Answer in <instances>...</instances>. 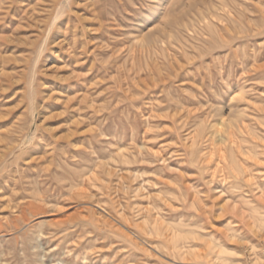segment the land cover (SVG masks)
Listing matches in <instances>:
<instances>
[{
    "label": "rangeland",
    "instance_id": "1",
    "mask_svg": "<svg viewBox=\"0 0 264 264\" xmlns=\"http://www.w3.org/2000/svg\"><path fill=\"white\" fill-rule=\"evenodd\" d=\"M52 4L0 0V264H264V0Z\"/></svg>",
    "mask_w": 264,
    "mask_h": 264
},
{
    "label": "bare ground",
    "instance_id": "2",
    "mask_svg": "<svg viewBox=\"0 0 264 264\" xmlns=\"http://www.w3.org/2000/svg\"><path fill=\"white\" fill-rule=\"evenodd\" d=\"M31 1V0H30ZM46 1V0H45ZM51 1H53V7H55V6H57L58 4H59V1L60 0H51ZM235 1V0H234ZM42 3H44V1L42 2ZM39 4V3H38ZM39 5H41V4H39ZM44 6V5H43ZM50 6V5H49ZM213 7V6H212ZM219 7V6H218ZM52 8V7H51ZM212 10V9H211ZM213 10H215V6H214V8H213ZM206 12H208V11H206ZM216 12V11H215ZM215 12H214V14H215ZM202 14V13H201ZM208 14V13H207ZM163 17V16H162ZM217 18V17H216ZM199 19V18H198ZM204 19H206L204 16H203V14H202V16L200 17V20H204ZM210 19V18H209ZM196 20V19H195ZM200 22V21H199ZM158 23V22H157ZM187 23V22H186ZM196 24H198V23H196ZM201 24V23H200ZM191 25H194L193 27H195V24L194 23H191ZM199 25V24H198ZM189 27V24L188 25H186V28H188ZM197 27V26H196ZM200 27V26H199ZM195 29V28H194ZM156 30V29H155ZM154 30V31H155ZM156 32V31H155ZM153 32L152 31H150L148 34H147V36H146V41H147V39L151 36V34H152ZM163 42V41H162ZM159 46V45H158ZM148 48V47H147ZM133 56V55H132ZM149 61V60H148ZM234 123H235V121H229L226 125H225V127L226 128H229V127H232L233 125H234ZM216 133L218 134V136H220V137H222L223 136V133H225V131H219V130H216ZM120 156V155H119ZM234 158V157H233ZM95 178V177H94ZM93 179V178H92ZM89 181V180H88ZM93 181V180H92ZM79 193V192H78ZM76 194V193H75ZM73 199V198H72ZM263 201V200H262ZM259 202H261V201H259ZM261 205H262V203H261ZM262 207H263V205H262ZM256 209V208H255ZM262 210V209H261ZM52 212V211H51ZM261 216V215H260ZM262 222V221H261ZM256 223V222H255ZM259 225V224H258ZM255 261V260H254ZM216 263V262H215ZM261 262L259 261V260H256L255 262H254V264H260Z\"/></svg>",
    "mask_w": 264,
    "mask_h": 264
}]
</instances>
